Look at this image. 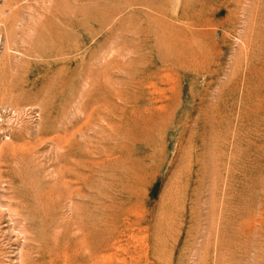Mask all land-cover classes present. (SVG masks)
Listing matches in <instances>:
<instances>
[{"label":"rangeland","instance_id":"rangeland-1","mask_svg":"<svg viewBox=\"0 0 264 264\" xmlns=\"http://www.w3.org/2000/svg\"><path fill=\"white\" fill-rule=\"evenodd\" d=\"M51 263L264 264V0H0V264Z\"/></svg>","mask_w":264,"mask_h":264},{"label":"bare ground","instance_id":"bare-ground-1","mask_svg":"<svg viewBox=\"0 0 264 264\" xmlns=\"http://www.w3.org/2000/svg\"><path fill=\"white\" fill-rule=\"evenodd\" d=\"M57 147V146H56ZM44 196V195H43ZM12 210V209H11ZM64 256V255H63ZM65 259V258H64ZM66 261V260H65ZM52 264V263H51Z\"/></svg>","mask_w":264,"mask_h":264}]
</instances>
